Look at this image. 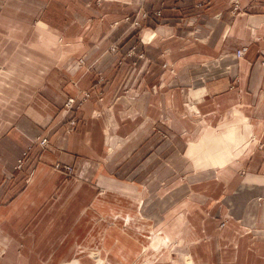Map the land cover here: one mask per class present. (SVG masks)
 I'll return each mask as SVG.
<instances>
[{"label": "crops", "instance_id": "crops-1", "mask_svg": "<svg viewBox=\"0 0 264 264\" xmlns=\"http://www.w3.org/2000/svg\"><path fill=\"white\" fill-rule=\"evenodd\" d=\"M239 3L0 0V264H264V0ZM141 8L163 12L142 41L112 26ZM100 77L65 134L66 99Z\"/></svg>", "mask_w": 264, "mask_h": 264}, {"label": "built area", "instance_id": "built-area-1", "mask_svg": "<svg viewBox=\"0 0 264 264\" xmlns=\"http://www.w3.org/2000/svg\"><path fill=\"white\" fill-rule=\"evenodd\" d=\"M239 5L240 4H239L238 0H236L234 9L240 8ZM162 15H163L162 9L149 11L146 8H141L139 10V12L135 15H126L124 17L123 21L129 23L131 29H135L137 31L138 36H139V34L140 35L142 34V31L144 28L143 27V21L144 20H148V19H151L154 17H162ZM248 48H249L248 46H244L241 49L237 50L236 56L238 58L244 57L248 51ZM106 51L110 52V53H119L120 54L119 64H123L127 60L128 57L137 55L136 46L132 47V49L129 52L125 53L117 41L111 42L108 45V47H106ZM142 55H140V56L142 57ZM85 64H86V62L84 59L79 60V65L84 66ZM263 65H264V62H263ZM104 82H105V79L103 77H100L97 80V83L95 84L94 90H96V88L99 85L103 84ZM91 96H92L91 91L84 90L79 95H77L75 97H69V99L66 101V104H65L66 114H68V115L71 114V118L69 119L68 127L66 129L67 134H71L73 132V130L76 128V126L78 125V117L76 115L82 109L83 105L91 98ZM100 100H103V97H101ZM96 115H99V114L97 113ZM251 141H256V143H258L257 146L259 149L264 148V145L261 142L257 141L256 137H253ZM49 143H50V140H49L48 136H44L40 139H34L32 141V143L25 149L22 156L19 158L17 165H16V169L23 171L26 168L29 155H30V153L33 150L35 145H38L42 148H45L49 145ZM55 169L58 172L67 173L68 175H71L74 171L72 166H70V165L64 166L62 164H57L55 166ZM229 220H230V216L226 215V218L221 223L220 227L224 228L228 224Z\"/></svg>", "mask_w": 264, "mask_h": 264}, {"label": "rangeland", "instance_id": "rangeland-1", "mask_svg": "<svg viewBox=\"0 0 264 264\" xmlns=\"http://www.w3.org/2000/svg\"><path fill=\"white\" fill-rule=\"evenodd\" d=\"M235 1L236 0H232V6H233V8L231 9V12H232V14L233 15H237V14H241V13H245L246 12V9H244V8H242L241 7V5H239V7L240 8H238V9H234V7H235ZM238 2H239V0H238ZM240 4V3H239ZM203 5V4H202ZM135 15V14H134ZM124 19V18H123ZM123 19H122V21H117V22H115V23H113L112 24V26H117V25H119L121 22H123V23H126L127 25H128V28H130L131 29V27H130V24L129 23H127V22H125V21H123ZM145 21V20H144ZM143 21V22H144ZM143 27H144V24H143ZM144 31H145V27L143 28V31H142V34L140 35L139 34V36H138V34H137V37H139V40H143V35H144ZM197 33H199V30H193L192 32H189V35H192V36H194L195 34H197ZM108 46V45H107ZM244 47V46H243ZM242 48V47H241ZM240 48V49H241ZM132 49V48H131ZM130 49V50H131ZM130 50H128V51H124V49H123V51L125 52V53H127V52H129ZM239 50V49H238ZM248 50H249V48H248ZM237 52V51H236ZM236 52H235V54H236ZM248 52V51H247ZM140 55H142V54H138V56L140 57V58H144L145 57V55L143 56L142 55V57L140 56ZM246 55V54H245ZM243 58V57H242ZM240 59V58H239ZM85 60V59H84ZM79 61V60H78ZM86 62V61H85ZM263 62H264V59L263 60H261V65L264 67V65H263ZM96 84V83H95ZM95 84L93 85V87L91 88V89H87V90H89V91H91L92 92V96H91V98L93 97V96H96L99 100H100V98L101 97H103V100H104V95H103V92L102 91H100L99 90V88H100V86L101 85H103V84H101V85H99L97 88H96V90H94V87H95ZM84 90H86V89H84ZM84 90H80V92H79V94L82 92V91H84ZM100 93V94H99ZM78 94V95H79ZM90 98V99H91ZM69 99V97L66 99V101ZM89 99V100H90ZM103 100H100V101H103ZM66 101H65V103H64V110L66 109V107H65V104H66ZM84 106V105H83ZM186 109H187V111H188V113L187 114H185L184 116H188V115H191V116H194V115H199V118L200 119H202V115H201V113H199L200 111H198L197 109H195V106H194V104L193 103H186ZM81 111V110H80ZM65 113H66V111H65ZM68 115V114H67ZM77 116V115H76ZM78 126V125H77ZM77 126H76V128H77ZM67 127H68V124H67V126L65 127V134H67L66 133V129H67ZM76 128L73 130V132L71 133V134H73L74 132H75V130H76ZM71 134H67V135H71ZM254 137V136H253ZM252 137V138H253ZM251 138V139H252ZM251 139L248 141V144L249 145H252V144H256V145H258V143H256V141H251ZM50 140V139H49ZM50 144V143H49ZM42 148V147H41ZM258 148V146H256V149ZM34 149V148H33ZM22 156V155H21ZM30 156V155H29ZM29 159V158H28ZM18 160H19V158H18ZM18 160H17V162H18ZM17 162H16V165H17ZM27 163H28V161H27ZM16 165H15V168H16ZM63 165V164H62ZM65 166V165H64ZM71 166V165H70ZM73 167V166H72ZM54 169H55V167H54ZM73 169H74V167H73ZM17 170V169H16ZM56 170V169H55ZM1 171L3 172V169H0V174H1ZM17 171H20V170H17ZM57 171V170H56ZM58 172V171H57ZM59 173H61V172H59ZM73 173H74V171H73ZM73 173L71 174V175H68L67 173H61V174H63V175H65V176H67L68 178H70L72 175H73ZM244 174H246V170L245 169H243L241 172H240V174L239 175H241V176H243ZM183 178H186V176H184ZM161 186V185H160ZM222 198H220V200L218 201V203H219V205H220V207L221 208H223V213L222 214H220V216L218 217V220H219V224H218V229H219V231H222L224 228H221L220 227V225H221V223L224 221V219L226 218V215H228V216H230V220L232 219V215H231V213H229L228 211H226V207H225V203L221 200ZM234 218V217H233ZM229 220V221H230ZM238 222H241L240 220H237ZM23 235L25 234V233H22ZM5 254V250H0V257H3V255ZM89 257H91V258H93V259H95V260H98V258L100 257V255H101V251L100 250H90L89 251ZM167 256H168V259H169V261L171 262L170 264H196V262L194 261V259L192 258V255L190 254V253H186V256H185V259L183 260V263H179L178 261H179V254L173 249V248H171V249H168V251H167ZM63 264H65V263H63Z\"/></svg>", "mask_w": 264, "mask_h": 264}]
</instances>
